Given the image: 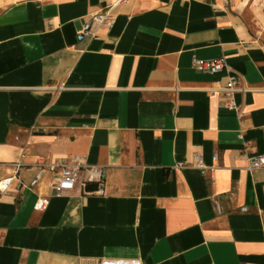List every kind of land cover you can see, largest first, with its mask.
<instances>
[{
    "label": "crops",
    "instance_id": "obj_1",
    "mask_svg": "<svg viewBox=\"0 0 264 264\" xmlns=\"http://www.w3.org/2000/svg\"><path fill=\"white\" fill-rule=\"evenodd\" d=\"M112 1L0 0V178L70 155L105 172L103 195L44 174V210L0 192V264H264V167L246 158L264 152V0H126L78 39ZM233 75L238 110L211 89ZM195 153L215 169L177 167Z\"/></svg>",
    "mask_w": 264,
    "mask_h": 264
},
{
    "label": "built area",
    "instance_id": "obj_2",
    "mask_svg": "<svg viewBox=\"0 0 264 264\" xmlns=\"http://www.w3.org/2000/svg\"><path fill=\"white\" fill-rule=\"evenodd\" d=\"M126 0H113L110 6L103 11L96 12L90 16L82 30L78 34V39H81L84 34L90 33L94 24L111 26L114 22L115 16L111 10ZM192 64L196 70L203 72H216L226 69L230 72V67L222 58L216 59H201L193 58ZM212 91H217L221 94L226 106L231 109L238 110V105L235 102L234 94L236 92H243L246 87L243 85L241 79L237 76H228L223 80H218L213 83ZM248 169H256L264 167V152L257 155H247ZM217 155L213 154L212 164L208 165L203 161L202 155L195 153L191 160L187 162H180L177 167H192L199 169L202 173L212 172L215 169V161ZM11 173L3 178H0V192H4L15 184L17 192L23 190H30L37 194L35 209L44 210L49 202V193H45L40 186L44 179V174H49L48 187L56 192H68L75 188H79L83 194H99L105 193L104 180L105 172L102 166L88 165L83 158L78 155L51 157L49 159L38 157L36 162L27 164L21 161L12 162L9 165ZM24 166H31L37 168L36 174L25 181L18 177V171ZM96 183L97 188L94 191L87 189L89 184Z\"/></svg>",
    "mask_w": 264,
    "mask_h": 264
},
{
    "label": "clouds",
    "instance_id": "obj_3",
    "mask_svg": "<svg viewBox=\"0 0 264 264\" xmlns=\"http://www.w3.org/2000/svg\"><path fill=\"white\" fill-rule=\"evenodd\" d=\"M13 2H15V0H13Z\"/></svg>",
    "mask_w": 264,
    "mask_h": 264
}]
</instances>
